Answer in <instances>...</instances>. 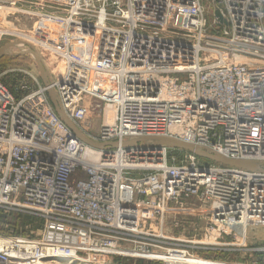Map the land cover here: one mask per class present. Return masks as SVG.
I'll return each mask as SVG.
<instances>
[{
    "label": "built area",
    "instance_id": "1",
    "mask_svg": "<svg viewBox=\"0 0 264 264\" xmlns=\"http://www.w3.org/2000/svg\"><path fill=\"white\" fill-rule=\"evenodd\" d=\"M59 1L0 0V14L14 8L51 18L38 43L67 68L90 64L72 53L75 42L96 48L100 31L118 38L111 43L116 62L103 68L116 72L118 91L97 100L114 120L87 134L81 123L91 92L57 75L19 98L0 83V207L43 221L35 238H1L0 264L91 255L165 262L186 251L167 247L153 226L193 198L208 216L203 245L223 237L233 245L248 225H264V165L247 170L137 140L169 137L264 163V0H212L211 20L204 0ZM49 87L81 133L102 147L84 143L62 121Z\"/></svg>",
    "mask_w": 264,
    "mask_h": 264
},
{
    "label": "rangeland",
    "instance_id": "2",
    "mask_svg": "<svg viewBox=\"0 0 264 264\" xmlns=\"http://www.w3.org/2000/svg\"><path fill=\"white\" fill-rule=\"evenodd\" d=\"M69 2L70 0H60L58 3L63 6ZM204 5L208 6L210 10V13H207V18L211 20L213 17L211 13V11L213 12L212 0H204ZM38 21V18L27 17L15 12L14 8H7L4 13L0 14V29H3L0 35V48L13 42L29 43L39 52L50 78H54L56 74L53 72L49 61V56L52 53L47 52L39 44L41 41L45 42V39L42 36L44 31H41V25L44 24L37 23ZM217 28L219 29L220 25ZM84 32L92 31L84 29L82 33ZM97 32H93V35L96 36ZM106 40L111 42L102 45V42ZM113 41L119 42V39L111 35V33L100 31L99 45L96 48L95 44L88 40L75 42L72 48L74 55L76 54L90 63L89 67L71 63L73 67L89 74L86 80L87 84L84 87L86 91L91 92V94H85L84 96L85 101L88 103L89 113L86 120L81 123V127L89 135H93L98 131L100 124L105 122L107 116H112V113L104 104L97 105V100L102 101V99L113 98L118 91V78L104 73L105 70H103V68H110L116 62L115 51L112 46L114 44ZM24 49L25 46L23 44L11 46L9 51L19 55H7L0 58V83L10 88L14 92L15 98H19L36 89L42 83L34 57L31 54L20 53ZM48 54L50 55L48 56ZM56 57L57 63L65 72L67 66L64 65L63 58ZM184 203L187 206L181 208V211L171 213L168 210L160 223L155 222L157 228L153 226L159 232L158 234L165 238L162 241L165 242L167 247L186 251L187 256L197 260L195 264H264V225H248L243 237L233 245H231V238L224 237L213 244H208L212 246L203 245L207 242L206 230L208 228V216L204 209L205 205H201L194 198L185 200ZM172 206L171 204L170 207ZM199 206L201 211L193 212L194 208ZM26 217L32 220L30 228L29 226L20 228L22 221ZM39 221H42L39 216L30 214L24 209L16 210L0 207V239L9 236L35 238L40 234L41 227H34ZM127 252L132 253L131 251ZM45 264H165V262L137 256L101 257L91 255L89 259L84 258L82 260L48 259Z\"/></svg>",
    "mask_w": 264,
    "mask_h": 264
},
{
    "label": "water",
    "instance_id": "3",
    "mask_svg": "<svg viewBox=\"0 0 264 264\" xmlns=\"http://www.w3.org/2000/svg\"><path fill=\"white\" fill-rule=\"evenodd\" d=\"M215 15L218 17L220 22H222L224 25H226V21L221 17L219 9L215 10ZM18 44H23L25 46V49L20 52L21 54H31L34 57L35 62L38 66V70H39L40 77L42 79V83L45 86L50 85L51 80H50V76L47 72V69L45 67V64H44L42 58L40 57L39 52L33 46H31L29 43L13 42V43H9V44L2 46L0 48V58L7 56V55H19V54L11 53L9 51V48L11 46L18 45ZM47 95H48V97L51 101V104H52L54 110L56 111V113L60 116L62 121L77 135V137L81 141H83L84 143H86L90 146H94V147H98V148L103 146L100 143L93 142V141L89 140L88 138H86L81 133V131L74 125V123L66 116V114L64 113V111H63V109L59 103L58 97H57L54 89L49 87L47 89ZM137 140L143 141L144 143H146L150 146L151 145H156V146L162 145V146H166V147H169L172 149H178L181 151L189 152V153H191L195 156H198L204 160H209V161L220 163L223 165L239 167V168H243V169H247V170H258V169H261V166L264 165V163H258V162H253V161H241V160L228 159V158H225L219 154H215V153H212V152L207 151V150H202L201 148H199L197 146H194V145H191L188 143H184V142H181L179 140H175V139L169 138V137L141 138V139H137ZM132 144H133L132 141H126L123 143V146H129ZM113 146H116V144H113Z\"/></svg>",
    "mask_w": 264,
    "mask_h": 264
},
{
    "label": "bare ground",
    "instance_id": "4",
    "mask_svg": "<svg viewBox=\"0 0 264 264\" xmlns=\"http://www.w3.org/2000/svg\"><path fill=\"white\" fill-rule=\"evenodd\" d=\"M49 55L50 54H48V56ZM49 57H50L49 61L51 63V68H52L53 72L57 76H59L58 78L62 77L64 79H66L67 81L75 84L80 89L86 91V89L84 87L87 84L86 80L89 77V74L85 73V71H83L81 69L73 67V65H70L66 69V71L63 72V69L61 68L59 63H57V61H56L57 57L53 56L52 54ZM97 69H100V68H97ZM103 70H105L104 73H107V74L110 73L111 75H116V72H114L112 70H108V69H103ZM87 92H89V91H87ZM105 119L107 120V122H111L113 120V116L109 115ZM165 262H166V264H195L197 262V260H195L191 256H187L186 254L182 253V251H181V254L169 255V256L165 257Z\"/></svg>",
    "mask_w": 264,
    "mask_h": 264
},
{
    "label": "trees",
    "instance_id": "5",
    "mask_svg": "<svg viewBox=\"0 0 264 264\" xmlns=\"http://www.w3.org/2000/svg\"><path fill=\"white\" fill-rule=\"evenodd\" d=\"M2 217H4V215H2ZM31 224H32V220H29L28 217H26V218L22 221L20 228H24V227H26V226H29V228H30ZM33 226H34V225H33ZM34 227H36V228H40V227H42V221H39Z\"/></svg>",
    "mask_w": 264,
    "mask_h": 264
},
{
    "label": "crops",
    "instance_id": "6",
    "mask_svg": "<svg viewBox=\"0 0 264 264\" xmlns=\"http://www.w3.org/2000/svg\"><path fill=\"white\" fill-rule=\"evenodd\" d=\"M39 22L44 24V25H41V27H42L41 31H44L48 27L51 26L53 21L51 20V18H39V21L37 23H39Z\"/></svg>",
    "mask_w": 264,
    "mask_h": 264
}]
</instances>
